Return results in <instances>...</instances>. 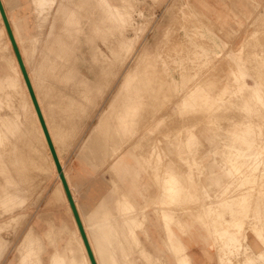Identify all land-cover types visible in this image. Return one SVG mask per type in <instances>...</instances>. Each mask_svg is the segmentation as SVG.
<instances>
[{"label":"rangeland","instance_id":"obj_1","mask_svg":"<svg viewBox=\"0 0 264 264\" xmlns=\"http://www.w3.org/2000/svg\"><path fill=\"white\" fill-rule=\"evenodd\" d=\"M24 1L29 2L30 0H24ZM108 1L110 4L117 6L119 10L124 14V20L122 21L119 20V22L117 23L118 25L111 23V21L107 20V18L105 19L104 22L101 21L99 22L100 16L97 14L96 15L93 14L92 12L93 9L91 10L89 6L84 7L81 4V1L80 3H76L75 9L77 10L80 9L81 10L80 13L81 12L83 13L79 14V10H78L79 17L77 18L75 26L78 25L80 30H76L75 27L72 28L76 32L75 34L73 33V35L76 36L77 41L75 39L74 44L67 49L66 51V53L68 54L67 62L69 59V55H71L70 59L72 60L73 58V60L71 61L69 59L70 64H68L67 62L66 63L70 65V66L67 65V68H72L75 73L78 72L79 76L82 77L83 74V76L85 77H82L83 81H81L80 79L78 80V78L76 79L75 76L73 77L70 75L69 77L71 79H68L67 74L66 75L60 74L61 75L60 77L64 78L65 81L66 79H68L67 80L68 82L67 81L65 82L63 79L64 83H62L63 82L62 79L58 77L59 75L57 76L59 72L58 71L55 74L56 76L55 80L57 79L58 81V78H60L58 81L60 83L57 82L58 85L54 84L53 86H55V88L53 90V86H51V84H53L52 82L54 81V76H51L50 74L53 72V69L52 71L49 70L50 72L47 70L48 71L47 73L50 74L48 76L52 77L49 79L50 81H48V85L51 86V87L49 86L50 87L49 91L52 93L50 95H53L54 97L50 99L48 103H45L43 102V98H44L43 95H41L40 91L38 90L37 84L33 82L31 74L24 63L22 44L18 41L16 37L14 26L11 23V19L8 16L4 2L3 0H1L14 39L18 46L32 88L34 90L42 116L44 118L46 127L50 134L64 176L66 178L70 192L72 194L78 215L80 217V221L84 228V232L86 234L96 264H98V262H97V256L95 255L92 246L93 245V240L91 239L92 233L83 217V208H82L83 200L81 198V195H79L78 192L74 191L72 184L68 181L69 178L66 173L67 167L68 168L70 167L72 169V173L76 174L81 172L83 174L85 179H81L77 177L76 179H74V182L76 184H81V180H82L83 182L86 183L85 184L86 187H90L89 189L91 191H94L95 187L99 185L102 186V191L105 193L102 192L100 195H97L95 197L96 199H94L95 201L98 202L99 201L98 199L102 198L101 200H104L107 206L114 208L115 202L119 198H122V193H124V195L129 199V201H131L137 207L138 209L137 212L139 214L142 210H145V213L148 218V223L143 229L141 228L136 229V234L142 242L143 245L142 247L149 248L157 256H163L165 254V256L168 257L170 264H177V262L175 260L174 255L168 251L163 241V235H164L163 227L165 225V222L163 219L164 217L162 216L163 214L160 215L159 212V208L161 206L165 208V211L166 213H168V215L172 216V219H168V220H171L170 223L173 231L181 237L184 243L187 244V248H186L187 253L189 251H192L193 248L195 247H200V248L202 247L205 249L204 252L205 254L211 257L213 253V256L217 258L218 264H221L220 256L226 253L225 252L226 249L228 250L227 255H231L230 251L234 249V243L232 241L233 237L231 238L232 239L231 242H229L230 244L228 243L229 245L220 244L219 246L215 244V242L213 241V237L224 230L225 222L228 221L233 222L235 219L243 220L242 221L243 229L241 230V234L237 236L238 240L240 239L242 240V241L240 240L241 243L239 242L240 246L238 245L239 249L242 248L239 251L249 247L256 254L263 253L264 242L260 238L261 235L259 233L256 234L255 231H257V229L260 230L262 235L264 236V207H263L264 204L261 203V202L264 203V194L260 196L259 193L253 192L252 195L253 194L254 195L248 200L250 202L248 201L245 202L247 208L243 209V213H242V209L240 210V208L236 206V203L238 202L236 198L239 193L235 189V182H236V181L234 182L235 178H232V176H230L226 172V168L234 169L233 167H238L242 169L244 174L243 176L246 177L248 175H254L256 173L253 172L252 167L255 165V162L249 160L241 161L237 163L235 161L232 162L226 161V159L229 158L227 155L230 154V152L231 153L233 152V148H231V146H227L223 144L224 142H222L220 138L229 140L231 138V133L237 131L238 134H243L241 131H243L242 124L244 121L246 122L252 121L253 124L264 125V117H263L264 107L262 109L258 106L257 108L254 106L253 111L249 113L244 109L245 100H247L249 97L248 89H245L246 87H244V85H246L248 88H252L256 86L257 81H261L263 83L262 88H264V68H263L264 67V0H108ZM28 5L30 7L33 6L30 5V3H28ZM138 7H140L141 10L140 9L137 10ZM106 13L107 10L105 9V11L103 10L102 15H104L105 17ZM29 17H30L29 24L31 26L30 32H31V36L34 37L36 36L37 31H36V24L33 13H31ZM142 17L145 19H143ZM59 21L60 22H56V27L58 32L59 29L63 30L62 28L65 27V23L62 22L63 20H59ZM66 21L68 20L66 19ZM128 21L130 22L131 25L129 24ZM45 25L46 24H44L43 29L45 28ZM113 25L117 26L115 27L116 29H109ZM114 30L116 32H114ZM77 32L78 33L80 32L79 36ZM112 33L114 34L117 33L116 35H120L124 33V35L129 38V41L132 44L130 45L129 50L128 49L127 51H124L126 49L120 50V56L122 57H119V54L117 57L118 59L123 58L122 60L117 59L115 61L116 63L113 60V64L110 63L111 64L110 67H107L109 65L107 64V62L103 61L102 59L97 61V59H100L97 56H96L97 59L96 57L94 58V55L92 53V47L97 44H100L102 37L111 36ZM0 39L4 44H6L9 47L8 52L5 53L4 55L5 57L7 55L11 56L12 61L15 65V71L17 73L16 75L19 80L18 81L19 85L20 87H22V89L19 91L25 94L26 99L30 104L31 113L34 115L35 122H34L33 130L40 131L43 142L46 145L45 147L47 152L45 153V156L53 159L38 114L36 112L28 87L24 80V76L22 74L19 62L17 60L14 49L12 47V43L8 36L1 13H0ZM42 44L43 41H40L39 46ZM54 44L55 42L52 45ZM27 45L28 43L26 44V46ZM54 46H51L52 50L56 47ZM52 50L51 53H54L56 55L55 51ZM197 51H203L204 56L202 58L197 59L195 56V53ZM51 53L50 56L52 58L55 57V55L52 54L53 55L52 56ZM128 55L129 58H127ZM132 55H135L134 56L135 60L133 59L132 61H134V63L129 65H134V71L137 74L134 90L137 98L136 103L140 104V110L142 113V114L140 113L139 116H137L136 118L138 120V123L133 130L130 129L123 130L118 126L119 120L117 113L113 112L104 124L98 126V122L101 114L109 108L113 96L115 95L116 91L119 88V85L123 81V77L126 69L125 66L127 64V61L128 60L130 61ZM8 58L9 56L6 57V59ZM46 58H50V57H46ZM52 58L48 60L46 59L47 61L45 60V63L50 62ZM52 61L50 62V64L53 63ZM100 61L103 62H101L100 64L98 63ZM72 62L73 64H71ZM104 63L107 65V66L105 65V67L107 68V69L105 68V70L104 68H102L104 66ZM50 64H48L49 69H51V67L49 66ZM101 65L102 67L98 68ZM111 67L112 69H110ZM67 68H65V70ZM250 68H254V69H250ZM57 70H55V72ZM102 70L105 71L104 77H103L104 72ZM111 70H113L114 73L111 72ZM98 73H100L101 77ZM52 75H54V72L52 73ZM169 77L171 80L169 79ZM95 79L96 81L93 82V80ZM204 79H207L208 81L210 80V82ZM218 82H219V86L221 84L222 86L217 88ZM61 83L62 86H60ZM65 83L66 84L68 83L67 85L69 87L66 86ZM156 83L158 84L155 85ZM163 83L165 84L164 87H162ZM204 84L205 86H203ZM64 85L69 89L68 88L64 89ZM59 86L63 88H60ZM58 87L60 88L59 90ZM225 88H227V93L223 91ZM80 89L82 90L87 89L86 95L87 94L88 95L86 96L84 94L85 92ZM197 89L199 90L201 89V91ZM219 89H221L220 92L217 91ZM75 90L77 92L72 94L71 96L70 94L73 93V91ZM202 90L206 91L205 93L203 92L204 95L202 93ZM215 90L217 91V93ZM234 91H236V94H233ZM190 92H192V94L194 95L192 94L190 95ZM199 92L202 94V96L200 95ZM77 93H79L80 95ZM144 93L146 96L144 95ZM76 94L78 95V99L82 100L84 103L79 102V100L77 101L79 103L73 101L77 97ZM67 95L68 97L70 95L72 98L69 99L70 97L68 98ZM73 95H75V97ZM196 95L201 97L199 103H198L199 97H197ZM84 96H85V100H83L82 98ZM187 96L189 98H187ZM208 96L212 98V101H210L211 98H208ZM230 96L231 99L229 98ZM65 97L68 99H66ZM86 97L88 99L91 98L89 99L92 100L90 104H86V101L88 100L86 99ZM202 97L203 98L205 97V101L203 100ZM13 100L14 98L12 100L10 99V101L7 104H5V106L3 105L2 113L5 111L6 112L12 111L13 108H15L14 106L18 102V99L17 102L16 101L13 102ZM64 100H68L67 102L69 104H66L67 102L65 101L66 102L65 103ZM187 100L189 101L188 103H186ZM206 100L208 101L206 102ZM58 102H62L61 104L63 105V107L66 106L65 108H63L64 110H66L67 105L69 106L71 105L70 103L73 102V104L67 108L68 112L69 109L70 110L72 109V111H74L73 107L76 108L75 112L78 111L77 110L78 107H79L78 109L82 108V110L79 111H83L87 106L89 107L91 105L89 107L90 109L87 108L88 111L86 109V112H88L89 117L87 113L84 111L82 114L84 115L86 114L85 116H87V118L83 115V118L85 119L83 120V123H81L82 122V117H80L82 115L81 112L78 115L79 118L76 117V119L74 120V117L77 115L74 116L73 113L70 111L72 116L70 115V113H68L69 115L68 114L66 115L69 117H66L65 115L64 118L66 117V119L67 118L70 119L71 117V119H73L74 121L71 119L70 120L60 119V117H62L65 114V111L64 110L61 111V115L63 114L62 116L60 115V113L58 114L57 111L59 110L60 112V109H62V105ZM190 102L191 104L194 103L195 104L191 106ZM202 102L203 105H201ZM75 103L79 105L74 106ZM80 103H82V105H87V106H84L85 107L84 108L81 106ZM10 104L11 107L9 106ZM54 104L57 105L58 110L56 109L57 108L56 105L54 107ZM58 104L61 105V108H59L60 106H58ZM199 104L201 106H199ZM6 105H8L9 107ZM224 105H226L227 107ZM51 107H53L55 111L57 110L56 112L54 111L52 117L54 116V114H56L57 116L60 115L58 117L60 120H58L57 118L58 120L57 123L63 122V124L61 123L60 124L64 125L65 127L63 128L68 130L66 131L64 129L65 135L66 134L71 135V133L73 132L71 138L75 137L72 140L71 138L69 139V136L66 135L68 137L67 139L70 140L68 141L71 142L72 144L68 143V141L65 140L66 139L65 136L64 137L65 139L61 145L63 147L62 149L57 145V142L53 139L54 136L52 134L53 132L51 127L52 123L50 122L49 117L46 114H43V111H46ZM196 107H198V110ZM216 111L219 113H217ZM75 112L74 114H78V112L76 113ZM144 113L146 116L144 115ZM202 114H204V116ZM215 114L217 116H215ZM56 115L53 117V119H55L53 121L55 122L57 117ZM144 116L147 118V121H145L146 118ZM192 116L193 117L196 116L198 118L194 117V119H192L193 118ZM80 118H81L80 120L81 122L76 123L75 121H78ZM64 120L67 121L66 124ZM182 121L186 125L182 124L183 123ZM187 121L189 122V124L191 122V125H189ZM68 122L70 124H68ZM75 123L79 125H76ZM93 123L94 125L92 126ZM226 123L227 125H224ZM71 124L73 125L72 127ZM84 124L87 125L85 126ZM66 125L68 128L69 127L70 128L68 129ZM75 125L76 128L79 127L78 130H76ZM142 125L143 127H141ZM187 125H189V127L192 128L186 129L185 126ZM168 127L169 128L172 127L170 128L169 132L173 133V135L168 132L169 130ZM174 127H176V129ZM215 128H218L219 131L218 129L215 130ZM70 129L71 132L69 133ZM132 132H135V135L132 136ZM176 135H178V137ZM252 135L255 136L257 139H255V137H253ZM252 135H250L251 137L248 136L246 138H249L251 140L254 139L258 141H260V139L262 141L264 140V135L259 137V135L256 132L253 133ZM89 136H90L89 142L86 145L87 151H85L86 156L84 157V159L82 158V156L80 158L77 157L80 144L84 141V139H87ZM190 136H193V138L195 137L194 138L195 143L193 142L191 148L186 146L184 143V141ZM116 137L118 138L116 139ZM124 138H128V139H124ZM149 139H151V141H149L150 144H148L147 142V140ZM116 140L117 143L119 144L116 143ZM155 140L156 141L159 140L158 143L160 148L158 150H155V155H153L152 158L150 157V159H147L146 162L145 161L137 162L135 159H129L126 163H122L116 167L113 165L115 162V158L118 155H120L124 151V149H126V147L130 144V142H138L139 144L138 148H135L133 151L136 156L141 157L152 154L153 148L151 147V144L155 143ZM67 146L69 150H67L68 149ZM120 146H121V150L119 149ZM261 147L254 145L251 146V149L259 151L261 150ZM94 148L98 149L97 151L98 153L91 150ZM179 152L180 153L182 152L185 158L183 157L182 153L178 154ZM262 152L264 153V150H262ZM159 153L161 154L163 159L159 160V158L157 157V154ZM82 160H84V164L82 163ZM192 160L194 162H192ZM158 162L159 164H162L160 165V167ZM26 164L27 167H30L28 166L30 163H26ZM163 164H165L167 168ZM263 165H264V161H263ZM37 167L38 165L36 167L31 166V168H29V170L31 171L27 172L28 173L27 176L24 177L25 179L21 181V183L18 184L17 181L16 183H13L11 185L13 187L21 186L22 188L28 186L26 189L28 190V188L30 187L29 184L30 185L32 184L33 187L30 188L31 191L28 190V195L27 194L25 195V193L22 194L19 193V196L21 194L20 197L22 199H25L26 201L24 200L21 203L14 204L12 207H7V208H4L2 205H0L1 208L0 219L6 220L7 218V222L3 221L4 225L3 222L0 221V224L2 223L0 226L1 227L0 238L3 239L4 243H6L7 246L6 253L1 259L0 264H19V255L16 249L17 244L24 237V235L26 234V232L30 227H33L35 232L38 234H43L44 231L48 229L49 225L42 218V215L45 214L50 216L53 224L56 226H58L62 221L69 228H72L73 225L72 231L79 242V246L75 247V254L73 256L79 264H83V261L85 259L90 261V258L87 253V249L85 247L83 238L81 236L74 214L72 212L71 206L66 196L58 170H56V175L57 176L59 175V178L56 177L55 181L52 178H50L52 180H48L49 182H47L41 179V176L38 175L37 177V174L40 172V170H38ZM164 167L167 170H165ZM159 168L161 170L163 168L162 170L163 173L159 172L161 170H157ZM262 168H264V166ZM41 170L43 171V169ZM164 171H168V172H164ZM107 172L110 173V176H107L108 174ZM170 173L172 175L175 174V176L177 175L176 177H178V179H181L180 181L183 182L184 184V185L180 184L179 189L181 192L179 194L180 196L177 197L179 199H177L173 204H169L170 202L169 198L164 199L163 195L161 196V192L163 193V190L167 186V184H165L163 181L167 180L166 177H168V179L171 178ZM162 174L163 175L165 174L164 175L165 177L162 176ZM257 175H260L261 177L264 175V173L260 172ZM32 178H33V182L31 183ZM4 182H5V178L0 175V183L3 184ZM259 182H258V178L257 180L254 178H250L249 182L248 181L243 182L244 183L243 189H246L251 185V186H255V189L258 190L259 188H261L260 185L262 184V182L264 184V176L261 179L259 178ZM253 183H255V185ZM57 184H60L61 187L60 188L61 200L53 201L52 203L49 204L48 198L51 195V193L55 190ZM185 184L188 186V188L187 186L185 187ZM263 184H262V188L264 189ZM193 185L196 186L194 187L196 188L195 191L197 190L196 192L194 191V193L195 194L198 193L199 196H196L194 195V193H192L193 192L192 189L194 190ZM226 187H229V191L231 192L229 195L231 201L230 207L223 209L218 208L217 207L218 203L215 204V202L219 201ZM185 191L188 192L185 193ZM205 192L210 197H212V200L206 197ZM181 195H183V197ZM180 198H182L181 200H183L184 202L179 201ZM256 198L257 199L261 198L263 200L259 202L258 200L256 201ZM160 202L162 203L165 202L167 204H161ZM256 203H258L257 204L258 207H256ZM209 204L214 205L216 210L213 211V216L207 219L204 217V209L208 207ZM250 204L251 206H247ZM183 205L188 207L185 208ZM8 208L10 209V211ZM15 208L16 210L18 209L17 212H15L14 210ZM193 209L195 212L193 211ZM236 209L237 210L239 209V211L237 212ZM2 211L3 213H1ZM236 213L238 214V216ZM246 213L247 215H245ZM5 215L6 217H4ZM243 217H245L246 219L245 218L243 219ZM174 219L176 222L174 221ZM206 222L211 223L212 226L211 231L208 230ZM255 222L257 223L260 222L263 225H260V223L257 225V223ZM229 227H230L229 232L233 234L234 224L231 223ZM13 235L15 238L12 237ZM67 235H70V233L62 234L61 236L58 237L59 247L65 246L66 241L68 239ZM251 236H254L256 238V242H254V244H252V242L250 241ZM4 239H6L7 242ZM243 244L246 245L247 247H245ZM45 246H46V250L41 253V257L43 259L42 264H49V256L53 252V247L48 245L46 241H45ZM188 246H190L191 248H189ZM229 247L231 250H229ZM257 247L259 248V250L260 249L261 250L260 251L257 250L258 249ZM141 249L142 248L139 247L138 251H135L132 257H136L138 255L139 257L143 258L140 255ZM240 256L243 257L242 255ZM234 257L235 256H231L232 261L234 260L232 264L235 263L240 264L242 262L241 259H239L240 258L239 255L235 257L237 260Z\"/></svg>","mask_w":264,"mask_h":264},{"label":"bare ground","instance_id":"obj_2","mask_svg":"<svg viewBox=\"0 0 264 264\" xmlns=\"http://www.w3.org/2000/svg\"><path fill=\"white\" fill-rule=\"evenodd\" d=\"M80 1H81V4L84 7H88L89 6L91 8V10L93 9V11H92L93 14H95V15L97 14V15L100 16L99 22L100 21L101 22H104L106 18H107V20L111 21V23H113V24H117L119 22V20L120 21L124 20V14L119 10V8L117 6H114V5L110 4L108 0H30L29 2L28 1L25 2L24 0H3L4 5H5L6 9H7L8 16L11 19V23L14 26L15 33H16V37H17L18 41L22 44L24 63L27 66V68H28V70H29V72L31 74V77H32L33 82L35 84H37L38 90L40 91L41 95H43V97H44L43 98V102H45V103H48L50 101V99H52L54 97L53 95H50L52 93L49 91L50 90L49 88L51 86H53L54 84H57V82L61 78L60 77L61 76L60 74H63V75H66L67 74L68 79H71L69 77L70 75L73 76V77L75 76L76 79L78 78V80L80 79L81 81H83V78L82 77H85V76H83V74H82V77L79 76L78 75V72L75 73L72 68H67V65L70 64L69 59H70V56L71 55H69V59H68V62H67L68 54L66 53L67 49L70 48L74 44V40L76 39V36L73 35V33L75 34L76 32L72 28L75 27L76 30H80V28H79L78 25L75 26L76 25L77 18L79 17V14H82L83 13V12L80 13L81 10L78 9L79 10V14H78V10L75 9L76 3H80ZM28 3H30V5H33V6L30 7L28 5ZM78 7H79V5H78ZM105 9L107 10V13H106V15L104 17V15H102V13H103V10L105 11ZM139 9H140V7H138L137 10H139ZM141 12H139V13H141ZM31 13H33V15H34V20H35V24H36V31H37L36 32V36H34V37L31 36V32H30L31 31V26L29 24V19H30L29 16H30ZM66 19L68 21H66ZM143 19H145V18H143ZM59 20H63L62 22L65 23V27L62 28L63 30H60L59 29V32H58L57 31V27H56V22H60ZM44 24H46V25H45V28L43 29ZM58 24H60V23H58ZM129 24H130V22H129ZM115 27H117V26H114L113 25L109 29H116ZM114 32H116V31L114 30ZM119 32H117V33H119ZM117 33H115V34L112 33L111 36L102 37L101 38V43L100 44H97V45H95V46L92 47V53L94 55V58L97 56V57L100 58V59H97V57H96L97 61H99V60L102 59L103 61L107 62V64H109L107 66L104 63V66L103 67L101 65L98 68H101L102 67L105 70V68H106L105 65L107 67H110V65H111L110 63L113 64V60L115 62L118 59V57H117L118 54H119V57H122V56H120V50L121 49H126L124 51H127V49L129 50V47L132 44V43H130L129 38L126 37L124 35V33L123 34H120V35H116ZM77 34L79 36L80 32L79 33L77 32ZM40 41H43V44L39 46V42ZM76 41H77V39H76ZM54 42H55L54 45L56 47L54 45H52ZM27 43H28V45L26 46ZM51 46H54L55 48L53 47L54 49L52 50V47ZM8 50H9V47L6 44H4L2 42V40L0 39V175L5 178V182L3 184L0 183V205H2L4 208L12 207L14 204L23 202L25 199H22L20 197L21 194L22 193H25V195L26 194L28 195V190L31 191L30 188L33 187L32 184L31 185L29 184L30 187L28 188V190H26L28 186L27 187H23V188L21 186H14V187L11 186L13 183H16L17 181H18V184L21 183V181H23L25 179L24 177L27 176V174H28L27 172L28 171L29 172L31 171V170H29V168H31V166L32 167H36L38 165L37 169L40 170V172L37 174V177L39 175V176H41V179H43V180H45L47 182H49L48 180H52V179L55 181L56 177L59 178V175L58 176L56 175V170L57 169H56V164H55L54 159L45 156V153L47 152V150H46V147H45L46 145L43 142V139H42V136H41L40 131L33 130V126H34V122H35L34 115L31 113L30 104L27 101L25 94H23L22 92L19 91V90L22 89V87H20V85H19V82H18L19 80H18L17 75H16L17 73L15 71V65H14V63L12 61V58H11L10 55H7L6 54L7 56H9V58L6 59L7 56L5 57V55H4L5 53L8 52ZM51 50L52 51H55L56 55L54 53H51ZM50 53H51V55L54 54L55 57L52 58L50 56ZM134 56L135 55H132L130 61L129 60L127 61V64L125 66L126 69H125V74H124V77H123V81L121 82V84L119 85L118 90L116 91L115 95L113 96V98L111 100V103L109 105V108L107 110H105L101 114L100 119H99V122H98V126H101L102 124H104L106 122V120H108L109 116L113 112H116L117 115H118V120H119L118 126H119V128H121L123 130L124 129L133 130L134 127L137 125L138 120L136 118L141 113L140 104L139 103H136L137 102V98H136V94H135V90H134L135 89V86L134 85H135V80H136V75L137 74L134 71V65H129V64L134 63V61H132L134 59ZM195 56H196L197 59H199V58H202L204 56V53H203V51H197L195 53ZM46 57L52 58L53 61H52V59H51V61L53 63L50 64L51 61L48 62V63L47 62L45 63V60L46 59L47 60L50 59V58H46ZM127 58H129V55L127 56ZM122 59H118V60H122ZM72 60H73V58H72ZM93 60H95V59H93ZM103 61H100L98 63L101 64V62H103ZM48 64H50L49 66L51 67V69H49ZM71 64H73V62ZM254 65H255V63H254ZM68 66H70V65H68ZM114 67H116V66H114ZM65 68H67V69L65 70ZM52 69H53L54 75H52L53 72L50 73V74H51V76H54V81L53 82L51 81L53 84H51V86H50V85H48V81H50L49 79L52 78V77L48 76L50 74H48L47 72L49 70L52 71ZM110 69H112V67ZM250 69H254V68H250ZM258 69H260V68H258ZM261 69H262V67H261ZM55 70H57V71L55 72ZM62 70H64V71H62ZM95 70H98V69H95ZM256 70H257V67H256ZM58 71L59 72L61 71V72L59 73ZM203 71H204V69H203ZM57 72H58L57 76L59 75L58 77H60V78L57 77L58 78V81H57V79L55 80V77H56L55 74ZM103 72H104L103 73V77H104L105 71H103ZM111 72H113V70H111ZM106 73H107V71H106ZM212 73H214V72H212ZM98 74L100 75V73H98ZM100 77H101V75H100ZM121 77H122V74H121ZM191 78H193V77H191ZM61 79L63 81L64 78H61ZM68 79H66V81ZM76 79H75V81H76ZM161 79H162V77H161ZM161 79H160V81H161ZM169 79H170V77H169ZM207 79H204V80H207ZM217 79H219V78H217ZM64 81H65V79H64ZM64 81L62 83H64ZM94 81H96V79L93 80V82ZM71 82H72V80H71ZM208 82H210V80ZM58 83H60V82H58ZM62 83H61L60 86H62ZM205 83H206V81H205ZM49 84H50V82H49ZM67 84H66V86H68ZM69 84H71V83H69ZM88 84H90V83H88ZM157 84L158 83H156L155 85H157ZM201 84H203V83H201ZM262 85H263V83L261 81H257L256 82V86H254L252 88H248L246 85H244V87H246L245 89H248V92H249V97H248L247 100H245V108H244L248 113L251 112V111H253V109H254L253 107L254 106L256 108L258 106V107H260V108L263 109V107H264V93H263L264 90L263 89L264 88H262ZM66 86L64 85V89H66V88L69 87V86L68 87H66ZM164 86H165V84L163 83V86L162 87H164ZM203 86H205V84ZM220 86H222V84ZM220 86H219V82H218L217 88L220 87ZM59 87H58V90L60 88H63V87H60V88ZM166 87H167V85H166ZM54 88H55V86H53V90H54ZM56 88H57V86H56ZM151 88H149V89H151ZM154 88H156V87H154ZM211 89H213V88H211ZM61 90H63V89H61ZM76 90L73 91V93H71L70 95L72 96V94L76 93L77 92ZM80 90H82V89H80ZM86 90H82V91L85 92L84 93L85 95L87 93ZM197 90H199V89H197ZM220 90L221 89H219L217 91L220 92ZM78 91H79V89H78ZM199 91H201V89ZM217 91H216V93H217ZM223 91L227 93V88H225ZM203 92L205 93L206 91H203L202 90V93ZM59 93H60V91H59ZM93 93H94V91H93ZM204 93H203V95H204ZM216 93H215V95H216ZM77 94H79V93H77ZM191 94H192V92H190V95ZM233 94H236V91H234ZM70 95H69L70 98L67 95V97L69 99L72 98ZM144 95H145V93H144ZM186 95H185V97H186ZM192 95H194V94H192ZM200 95L202 96L201 93H200ZM206 95H208V94H206ZM73 96L75 97V95H73ZM209 96H211V95H209ZM209 96H208V98H211ZM197 97H199V96H197ZM13 98H14L13 102L14 101L17 102V99H18V102L15 104V106L13 105L15 108H13L12 111H9L8 110L9 112H6L5 111V112L2 113L3 105L5 106V104H7L10 101V99L12 100ZM68 98H66V99H68ZM82 98H83V100H85V96L82 97ZM187 98H189V97L187 96ZM229 98L231 99V96ZM86 99H88V98L86 97ZM89 99H91V98H89ZM89 99L86 101V104H90L91 103L92 100H89ZM195 99H197V98H195ZM200 99H201V97L198 98V103H199V100ZM78 100L79 99H78V95H77V97L73 101H76L77 102ZM192 100H194V99H192ZM203 100L205 101V97L203 98ZM65 101L67 102L68 100H64V102ZM88 101H89V103H88ZM150 101H152V100H150ZM194 101H196V100H194ZM207 101L208 100H206V102ZM210 101H212V98H211ZM79 102L84 103L82 100H79ZM79 102H77V103H79ZM188 102L189 101L187 100L186 103H188ZM191 102H190V104H191ZM58 103L61 104L62 102H58ZM77 103H75L74 106L75 105L78 106L79 104H77ZM82 103H80L82 107L87 106V105H82ZM56 104H54V107H55ZM60 104H58V106H60L59 108H61V105H62V104L61 105ZM66 104H69V103L67 102ZM70 104L72 105L73 102L70 103ZM104 104H106V103H104ZM194 104H191V106L194 105ZM240 104H242V103H240ZM71 105H69V106H71ZM201 105H203V102H202ZM201 105L199 104V106H201ZM208 105H209V103H208ZM215 105H217V104H215ZM6 106H8V105H6ZM9 106L11 107V104ZM69 106L67 105V108ZM224 106H226V105H224ZM56 107H57V105H56ZM65 107H63V105H62V109H60V112H59L58 107H57L56 109L58 111L57 110L56 111L58 112V114L60 113V115H61V111L64 110L63 108H65ZM89 107L88 106L86 108L84 107L85 110H83V111H79V110H82V108L80 107L81 109H78L79 108L78 107L77 110L79 112L76 111V112H78V114H74L75 109H76L75 107H73L74 108L73 109L74 111H72V109L71 110L69 109V112H68V110L66 108V110H64L65 111V114L64 115L62 114L63 116L61 115L63 118L60 117V119H66V117H69L66 114L70 113V115H71V112H72L74 116L77 115L75 117L73 116L74 117V120H75L76 117L79 118L78 115H79L80 112H81V114L84 111L86 112V109L87 108L90 109ZM213 107H212V109H213ZM196 108L198 110V107H196ZM239 108H240V106H239ZM88 109H87V111H88ZM54 111H55V109L53 107H51L50 109H48L46 111H43V114H46L49 117V120L52 123V126L51 127H52V132H53L52 134L54 136L53 139L57 142V145L62 149L63 147L61 145H62V143H63V141L65 139L64 137L67 134L65 135V132H64V129L65 128H63V127H65V126L64 125H61V124H63V122L62 123L61 122L57 123V121L60 120L58 118L60 115L57 116L56 114H54V116L56 115L57 117H56V122L53 121V120H55V119H53L54 116L52 117ZM168 111H170V110H168ZM257 111H260V110H257ZM90 112H91V110H90ZM86 113H87V115L89 117L88 112H86ZM92 113H93V111H92ZM217 113H219V112H217ZM192 114H193V112H192ZM220 114H221V111H220ZM65 115H66V117L64 118ZM83 115L84 114H82L80 116V117H82V122L80 121L81 118L78 121H75V122L76 123L77 122L78 123L79 122L83 123V120L85 119V118H83ZM144 115H145V113H144ZM202 115L204 116V114H202ZM213 115H214V113H213ZM235 115H237V114H235ZM196 116H194V117H196ZM198 116H199V114H198ZM215 116H217V115L215 114ZM85 117L87 118V116H85ZM194 117L192 119H194ZM57 118H58V120H57ZM196 118H198V117H196ZM67 119H69V118H67ZM70 119H71V117H70ZM206 119H207V116H206ZM71 120H73V119H71ZM145 121H147V118H146ZM238 121H239V119H238ZM54 122L57 123V124H55ZM64 122H65V124L67 123V121H65V120H64ZM170 122H172V121H170ZM68 124H70V123L68 122ZM182 124H185V123L183 122ZM182 124H180V125H182ZM188 124H189V122H188ZM76 125H79V124H76ZM76 125H75V128H76ZM84 125L86 126L87 124H84ZM93 125H94V123L92 124V126ZM189 125H191V122H190ZM189 125L185 126L186 129L187 128H189V129L192 128V127H189ZM224 125H227V123L224 124ZM72 126L73 125L71 124V127ZM81 126H82V124H81ZM242 126H243V131H241V132L243 134H238V131L237 132H232L231 133V138L229 140H225L223 138H220V140L222 142H224L223 144H225L227 146H231V148H233V152L232 153L230 152V154L227 155L229 158L226 159V161H230V162L235 161L237 163V162L248 161L249 160V161H254L255 162V165L252 167L253 168L252 170L256 174H254V175H248L246 177L243 176L244 174H243L242 169H240L238 167H233L234 169H232V168H226L227 174H229L230 176H232V178H235V180H234V182L236 181L235 182V189L239 193L238 196H237V198H236L237 201H238L236 203V206H238L240 208V210L242 209V213H243V209H246L247 208L246 205H245V202L248 201L249 198H251L254 195V194L252 195L253 192L259 193L260 196H262L264 194V192H263L264 189L262 188L263 182L260 185L261 188H259V189L257 188L258 190L255 189V186H251V185H250V187H248L246 189H243L244 188L243 187V185H244L243 182L244 181H248L249 182V179L250 178H254L256 180L258 178V182H259V178L261 179L264 176L263 175V176L260 177V175H257L260 172H263L264 173V168H262L264 166L263 165L264 153L262 152V150H264L263 149L264 148V140L262 141L259 138L260 141H258V140H254V139L251 140L249 138H246V137L252 135L255 132L259 135V137L263 136L264 135V125L263 124H253L252 121H250V122L244 121L243 124H242ZM66 127H67V125H66ZM141 127H143V125ZM225 127H227V126H225ZM229 127H230V125H229ZM170 128H172V127H170ZM170 128H169L168 132L170 131ZM174 128L176 129V127H174ZM78 129H79V127L76 128V130H78ZM216 129H218V128H215V130ZM223 129H225V128H223ZM66 131H68V130H66ZM218 131H219V129H218ZM70 132H71V129L69 130V133ZM113 133H114V130H113ZM121 133H122V131H121ZM121 133H120V135H121ZM169 133H171V132H169ZM72 134H73V132L71 133V135ZM171 134L173 135V133H171ZM71 135H69V134L67 135V136H69V139L71 138ZM133 135H135V132H132V136ZM67 136H66V139H65L66 141L69 140V139H67L68 138ZM176 136L178 137V135H176ZM77 137H78V135H77ZM120 137H122V136H120ZM162 137H163V135H162ZM253 137H255V136H253ZM73 138H75V137H73ZM73 138H71V139L73 140ZM89 138H90V136L87 139H84V141L80 144V146H79V152H78L77 157L80 158L82 156V158L84 159V157L86 156L85 155V151H87L86 150L87 149L86 148V145L89 142ZM117 138L118 137H116V139ZM194 138H193V136L188 137L184 141L185 145L191 148L192 147V144L194 142ZM102 139H103V137H102ZM124 139H128V138H124ZM255 139H257V138L255 137ZM197 140H196V142H197ZM69 141H68V143H71ZM75 141H76V139H75ZM149 141H151V139L147 140L148 144H150ZM158 142H159V140H157V141L155 140V143H152L151 144V147L153 148L151 155L141 156V157L136 156L135 153H134V151H133L135 148H138V146H139L138 142H130V144L126 147V149H124V151L115 158V162H114L113 165L116 167V166H118V165H120L122 163H126L129 159H135L137 162H144V161L146 162L147 159H150V157L152 158V156L155 155V150H158L160 148ZM116 143H117V140H116ZM184 143H181V144H184ZM117 144H119V143H117ZM254 145H257L258 147H261L262 146L261 147V150L256 151V150L251 149V146H254ZM69 147H70V144H69ZM239 147H242V148H239ZM65 148H66V146H65ZM67 148H68V146H67ZM119 149L121 150V146H120ZM67 150H69V148ZM91 150L92 151H95L96 153H98L97 152L98 151L97 148H94V149H91ZM63 151H65V150H63ZM181 153L179 152L178 154H181ZM182 155H183V153H182ZM157 157L159 158V160L160 159H163V157L161 156L160 153L157 154ZM183 157H184V155H183ZM186 157H187V155H186ZM192 162H194V161L192 160ZM26 163H30L28 165L30 167H27L26 166L27 165ZM82 163L84 164V160H82ZM158 164H159V162H158ZM160 165H162V164H159V167H160ZM163 165H165V164H163ZM156 166H154V167H156ZM166 168H167V166H166ZM166 168H165V170H167ZM41 169H43V171ZM170 169H168V170H170ZM157 170H161V169L159 168ZM157 170H156V172H157ZM162 170H163V168H162ZM162 170L159 171V172H162L163 173ZM164 172H168V171H164ZM66 173H67L68 178H69L68 181L72 184V186L74 188V191L78 192L79 195H81V198L83 200V207H82L83 208V217H84L85 222L87 223V225H88V227H89V229H90V231L92 233V235H91V239L93 240V245L92 246H93V249H94V253L97 256V262H98V264H133V261H132L131 257L133 255V253H135V251H138L139 247L142 248L141 251H140V255L143 257V260H144L145 264H163L162 261H160L158 257H155V256L150 255L146 251V248L142 247L143 246L142 245V242H141V240L139 239V237L136 234V229H138V228L143 229L146 226V224L148 223V218H147V215L145 213V210H142L140 212V214H139L137 212L138 211L137 207L131 201H129V199L124 195V193H122V198H119L115 202L114 208L107 206L104 201H98L99 202L98 203L94 199H96L95 197L97 195H100L103 192L102 191V186L99 185V186L95 187V190L94 191H91L89 189L90 187H86V185H85L86 183L83 182L82 180H81V184H76L74 182V179H76L77 177L78 178H81V179H85L84 176H83V174L81 172L80 173H76V174L75 173H72V169L70 167L69 168L67 167L66 168ZM164 175L162 174V176H164ZM107 176H110V173H108ZM176 176H175V174L174 175L171 174V178L170 179H168V177H166L167 180H164L163 181L165 184H167V186L163 190V193L161 192V196L163 195L164 199L165 198H169L170 199L169 204L175 203V201L177 199H179L177 197L180 196L179 194H180L181 191H180L179 187H180V184H183V182H181L180 181L181 179H178V177H176ZM50 178H52V179H50ZM182 178H185V177H182ZM34 179H36V178H34ZM159 179H161V178H159ZM32 182H33V178L31 179V183ZM253 184L255 185V183H253ZM194 185H193V188L196 187ZM257 185H256V187H257ZM186 186L187 185L185 184V187ZM163 187H164V185H163ZM263 187H264V184H263ZM60 188H61L60 187V184H57L55 190L51 193V195L48 198V203L49 204L52 203L53 201H60L61 200V193H60L61 192V189ZM182 188H184V187H182ZM187 188H188V186H187ZM187 188H186V190H187ZM195 189L196 188H194V190L192 189V191H193L192 193H194ZM187 192L185 191V193H187ZM19 193H21L20 196H19ZM29 193H31V192H29ZM103 193H105V192H103ZM230 193L231 192L229 191V187H226L225 190L223 191L222 196L219 199V201L218 202H215V204L218 203L217 204V207L218 208H222L223 209V208H229L230 207V202H231L230 201V196H229ZM197 194L194 193V195L199 196V194L198 195ZM183 195H181V196L183 197ZM205 195H206L207 198H209V199L212 200V197H210L206 192H205ZM187 196H188V194H187ZM196 196H194V197H196ZM163 197H162V200H163ZM184 198H186V197H184ZM261 198H259V199L256 198V201L258 200L260 202L261 200H263ZM181 199L182 198H180L179 201H183ZM214 200H216V199H214ZM248 202H250V201H248ZM96 203H98V204H96ZM160 203L161 204H167L165 202H163V203L160 202ZM194 203H195V201H194ZM261 203L264 204L263 202H261ZM210 204H209L208 207H206L204 209V217L207 218V219L211 218L213 216V211L216 210L215 209V206L214 205H210ZM257 204L258 203H256V207H258ZM247 206H251V204L250 205H247ZM181 207H182V205H181ZM184 207L186 208L188 206H184ZM260 208H261V206H260ZM200 209H201V207H200ZM11 210H12V208H11ZM14 210H15V212H17L18 209L16 210V208H15ZM9 211H10V209H9ZM193 211H194V209H193ZM238 211H239V209L237 210V212ZM262 211H263V209H262ZM159 212H160V215L163 214L162 216L164 217L163 219H164V222H165V225L163 227V232H164L163 241L165 243L166 248L168 249L169 252H171V254L174 255L177 264H192V260L187 255V252H186L187 244L184 243V241L181 239V237L179 235H177L173 231V229L171 227V223H170L171 220H168V219H172V216L171 215H168V213H166L165 208H163V206H161L159 208ZM247 212H248V210H247ZM1 213H3V211ZM6 215L4 217H6ZM45 215H42V218L49 225L48 229H46L43 234H38V233L35 232V230H34L33 227H30L28 229V231L26 232V234L24 235V237L17 244L16 249H17V252H18V255H19V264H42V260L43 259L41 257V253L46 250L45 241L48 243V245H50L51 247H53V252L49 256V264H79L76 261V259L74 258V256H73L75 254V247L76 246L77 247L79 246V242L76 239V236L74 235V233L72 231L73 225L71 224L72 225V228H69L62 221L58 226H56V225L53 224L50 216L49 215H46L45 216ZM240 215H241V213H240ZM240 215H239V217H240ZM245 215H247V213ZM10 216H11V214H10ZM237 216H238V214H237ZM0 218H1V216H0ZM244 218L245 217H243V219ZM255 219H256V217H255ZM9 220H8V222H9ZM0 221H2V222L3 221H6L7 222V218H6V220H1L0 219ZM174 221H175V219H174ZM242 221H243L242 219H235L233 222L232 221L225 222V224H224L225 225L224 226V230L221 231L219 234H217V235H215L213 237V241L218 246L220 244H222V245L228 244L229 242H231V240H232L231 238L233 237V240L232 241L234 243V249L231 250L230 247H229V250H231L230 251V254L231 255H227V251H228L227 249H226V251L224 250L226 253H224V254H222L220 256L221 264H232L234 260L232 261L231 256H235L236 257L237 255H239V257H240L239 259H241V261H242L240 264H264V252L263 253L256 254L251 248L247 247L244 244L243 245L245 247H247V248L239 251L242 248L239 249L238 245H239V242L241 243L242 240L241 239H240L241 241L238 240V237L237 236H239L241 234V230L243 229V222ZM249 221H251V220H249ZM231 223L234 224V233L233 234L231 232H229V229H230L229 226H230ZM255 223H257V222H255ZM259 223H257V225ZM1 224H0V226H1ZM3 225H4V222H3ZM206 225L208 227V230L211 231L212 230L211 223L210 222H206ZM248 225H250V224H248ZM260 225H263V224L260 223ZM261 227H263V226H261ZM216 229H218V228H216ZM66 233L67 234L70 233V235H67L68 236V239L66 241V244H65L64 247H59V245H58V237L61 236L62 234H66ZM255 233L256 234L259 233L261 235L260 238L264 242V236L262 235L261 231L257 229V231H255ZM0 234H1V232H0ZM146 235H147V233H146ZM12 237H14V235ZM245 237H247V236H245ZM14 238H13V240H14ZM4 240H6V239H4ZM6 242H7V240H6ZM189 243H190V241H189ZM7 244H9V243H7ZM6 247H7L6 246V243H4L3 239L0 238V261H1V259L3 258V256L6 253V249H7ZM240 255H242L243 257H241ZM242 258H244V259H242ZM238 263H239V261H238Z\"/></svg>","mask_w":264,"mask_h":264},{"label":"water","instance_id":"obj_3","mask_svg":"<svg viewBox=\"0 0 264 264\" xmlns=\"http://www.w3.org/2000/svg\"><path fill=\"white\" fill-rule=\"evenodd\" d=\"M0 13H1V16L3 18V21H4V24H5V27H6V30H7V33H8V36L10 38V41L12 43V47L14 49V52H15V55L17 57V60L19 62V65H20V68H21V71H22V74L24 76V80L26 82V85L28 87V90H29V93H30V96L32 98V101H33V104L35 106V109H36V112L38 114V117H39V120H40V123L42 125V128H43V131H44V134H45V137H46V140L48 142V145H49V148H50V151L52 153V156H53V159L55 161V164L57 166V170L60 174V178L62 180V184H63V187H64V190H65V193H66V196L68 198V201H69V204L71 206V209H72V212L74 214V217H75V220H76V223L78 225V228H79V231L81 233V236L83 238V241H84V244H85V247L87 249V253H88V256L90 258V261H91V264H96V261L94 259V256H93V253H92V250L90 248V245L88 243V240H87V237H86V234L84 232V228L82 226V223L80 221V217L78 215V212H77V209H76V206H75V203H74V200H73V197H72V194L70 192V189H69V186H68V183L66 181V178L64 176V173H63V170H62V167L60 165V161L58 159V156L56 154V150L54 148V145L52 143V140H51V137H50V134L48 132V129L46 127V124H45V121H44V118L42 116V113H41V110H40V107L38 105V102H37V99H36V96H35V93H34V90L32 88V85H31V82H30V79L28 77V74H27V71H26V68L24 66V63H23V60H22V57L20 55V52H19V49H18V46L16 44V41L14 39V36H13V33H12V30H11V27H10V24L8 22V19H7V16H6V13L4 11V7L2 5V2L0 0Z\"/></svg>","mask_w":264,"mask_h":264},{"label":"crops","instance_id":"obj_4","mask_svg":"<svg viewBox=\"0 0 264 264\" xmlns=\"http://www.w3.org/2000/svg\"><path fill=\"white\" fill-rule=\"evenodd\" d=\"M101 199L102 198H100L99 201H104V200H101ZM250 241L252 242V244H254V242H256V238L254 236H251L250 237ZM188 247L191 248L190 246H188ZM257 250H259V248ZM146 251L150 255L155 256V257H158L159 260L162 261L163 264H170L169 259H168L167 256H165V254L163 256H157L149 248H146ZM204 252H205V249L204 248H202V247L201 248L200 247H195V248H193L192 251H189L187 253V255L191 258L192 264H218L217 258L215 256H213V253H212V256L209 257ZM131 259L133 261V264H145L143 258L139 257L138 255L136 257H131Z\"/></svg>","mask_w":264,"mask_h":264},{"label":"snow or ice","instance_id":"obj_5","mask_svg":"<svg viewBox=\"0 0 264 264\" xmlns=\"http://www.w3.org/2000/svg\"><path fill=\"white\" fill-rule=\"evenodd\" d=\"M83 264H91V262L88 261L87 259H85V260L83 261Z\"/></svg>","mask_w":264,"mask_h":264}]
</instances>
